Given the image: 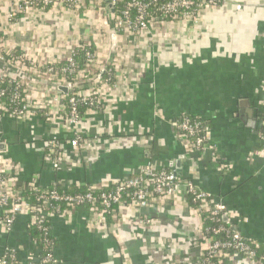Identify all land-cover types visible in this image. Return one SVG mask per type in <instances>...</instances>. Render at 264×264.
Returning <instances> with one entry per match:
<instances>
[{
    "label": "crops",
    "instance_id": "1",
    "mask_svg": "<svg viewBox=\"0 0 264 264\" xmlns=\"http://www.w3.org/2000/svg\"><path fill=\"white\" fill-rule=\"evenodd\" d=\"M21 1L0 0V69L2 60L19 65L20 57L61 63L75 47L91 44L92 71L108 64L115 78L102 88V108L84 110L77 149L68 145L65 127L39 114L1 118L0 156L17 185L108 187L143 166L175 168L178 162L177 173L225 204L235 228L264 251V156L255 152L264 145V0H227L195 20L155 18L140 36L115 28L107 0L27 12L16 9ZM28 94L39 99L42 89ZM182 115L207 124L215 159L211 151L186 147L173 124ZM55 134L67 150L60 168L44 153ZM109 217L99 224L83 208L51 217L53 258L61 264H197L201 257L203 219L184 195ZM138 217L150 224H137ZM9 251L19 264H43L26 214L9 228L0 224V257ZM223 261L252 264L236 253Z\"/></svg>",
    "mask_w": 264,
    "mask_h": 264
},
{
    "label": "built area",
    "instance_id": "2",
    "mask_svg": "<svg viewBox=\"0 0 264 264\" xmlns=\"http://www.w3.org/2000/svg\"><path fill=\"white\" fill-rule=\"evenodd\" d=\"M112 9L111 17L117 30H125L133 35H144L149 30L150 22L155 18V12L160 13L162 19H193L205 9L216 7L227 2V0H167L158 4L156 0H107ZM118 3H124L119 12H114ZM62 5L69 8L79 9L85 4V0H22L17 6L18 11L27 12L31 9L41 11L45 6ZM135 10L132 15V10ZM91 44H82L73 49L64 62L42 63L36 61H25L20 57L19 65L13 64L12 60H2L0 69V120L4 115L14 118L28 119L31 115L39 114L53 125L65 127L70 134L68 145L77 149L82 135V114L79 105L85 104L90 110L98 111L102 108V88L110 86L115 75L112 67H100L92 71V63L95 59L94 51L89 47ZM84 53V63L81 65L76 61L77 54ZM12 69L16 71L13 72ZM103 72L102 77L100 76ZM19 73L24 78L19 77ZM41 81L65 86L67 94L50 88ZM5 85L11 88L7 100L3 101L8 94ZM38 87L42 89L39 99H31L29 89ZM63 101L64 104H61ZM264 108V107H263ZM178 135L184 138L186 147L191 151H211L214 159L217 157L214 147L207 143L208 126L201 118H190L182 115L173 122ZM260 140L264 142V114L259 131ZM53 135L48 139L45 147V159L54 168L62 167L66 160L67 150ZM256 154L264 156V145L255 151ZM6 169V163L0 156V224L3 228H9L19 214H26L28 224L35 225L45 236L47 245L50 236L49 225H45L47 219L55 215L66 217L77 205H89L91 221L97 219L99 224L106 222L107 216L115 218L118 209L129 207L133 210H141L153 203H161L165 199H177L184 195L192 196L194 207L203 219L202 232L204 233V248L197 264H224L223 259L234 252L250 261L252 264H264V253L258 251L259 244L246 239L233 225L230 220L225 204L216 201L213 195L199 188L191 180L182 178L173 167L155 168L146 165L138 169L136 173L121 180H116L111 186H89L85 192L67 193L58 192L55 189L39 188L36 181L30 182L29 186L39 190L41 206L35 208L28 203V198L22 193L21 187L16 183ZM52 185H59L54 182ZM61 187H64L60 185ZM61 204L65 209H61ZM116 208H113L112 206ZM32 213V214H31ZM222 217L228 224L209 226L205 223L207 218L217 221ZM139 225H149L150 220L141 217L135 218ZM224 232L226 239L218 237ZM53 245L51 252L40 259L41 263L54 261ZM0 264H19L13 252H7L0 257Z\"/></svg>",
    "mask_w": 264,
    "mask_h": 264
},
{
    "label": "trees",
    "instance_id": "3",
    "mask_svg": "<svg viewBox=\"0 0 264 264\" xmlns=\"http://www.w3.org/2000/svg\"><path fill=\"white\" fill-rule=\"evenodd\" d=\"M157 3L160 5L162 3H164L165 1L167 0H156ZM124 6V3H118L115 8H114V12H119V10H121ZM48 6H45L44 9L48 8ZM155 8H157L156 6L155 7H151L150 11L152 12H155L154 16L155 18H159V19H162L161 15L159 12H157V10L155 11ZM135 13V10L133 9L132 10V15H134ZM154 18V19H155ZM89 49L91 51H93V46H90ZM84 53L82 51H80L77 56H76V61L81 65L82 63H84ZM5 88L8 92V94L4 97L3 101L7 100V97L9 96V94L11 93V88H9L7 85H5ZM89 107H87V105L85 104H80L79 105V111L81 112V114H83L84 110L88 109ZM90 109V108H89ZM190 118H195V117H191L189 116ZM19 187H21V190L23 191L22 193L26 196V198H28V203L32 206H35V208H39L41 206V200L39 199V190L41 189H38V190H34L32 189L28 183H23V184H20L18 185ZM48 189H55L56 191L58 192H62V191H65L67 193H77V192H85L87 190V187H61L60 185H51ZM188 203L192 206V207H195L196 204L192 201V196H188ZM89 205H86V204H81V205H77L75 206L74 209H77V208H83V209H88ZM113 208H116L114 205L112 206ZM61 209H65V206L61 204ZM32 214V213H31ZM107 220H110V217L107 216ZM47 222H45V225H49L50 224V220L47 219L46 220ZM205 223L209 226H217V225H225V226H228V224H226L222 217H219L217 221H213L209 218H207L205 220ZM28 233L29 235L35 239L37 245L39 246L40 248V251L38 253V257H39V260L41 258H43L44 256H46L47 254H49L51 252V245L55 244V241L54 239L51 237V236H48V240L51 241V245H47L46 244V241H45V236L43 235L42 231L38 230L37 227L35 225H29L28 224ZM218 237H221L222 239H226V235L224 232L220 233L218 235ZM258 251L260 253H264V251L260 250V247L258 248ZM232 254H235L234 252H231ZM224 263V261H223ZM44 264H61L60 261L58 260H54V261H50V262H47V263H44Z\"/></svg>",
    "mask_w": 264,
    "mask_h": 264
},
{
    "label": "water",
    "instance_id": "4",
    "mask_svg": "<svg viewBox=\"0 0 264 264\" xmlns=\"http://www.w3.org/2000/svg\"><path fill=\"white\" fill-rule=\"evenodd\" d=\"M106 67H108V64L106 65ZM12 71L15 72L16 70H15V69H12ZM102 75H103V72H102V74H101L100 76L102 77ZM19 77L25 79L24 75H22V74H20V73H19ZM32 79H33V80H36V81H38V82H41V83H43L44 85L49 86L50 88L55 89V90H57V91H60V92H62V93H64V94H67V93H68V89H67V87H65V86L56 85V84H54V83L44 82V81H41V80H39V79H37V78H32ZM175 168L179 171V163H178V162L176 163Z\"/></svg>",
    "mask_w": 264,
    "mask_h": 264
}]
</instances>
